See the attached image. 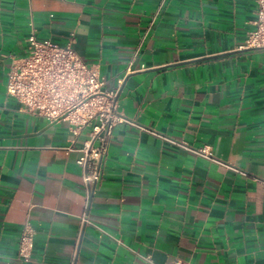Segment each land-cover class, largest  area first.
Returning <instances> with one entry per match:
<instances>
[{
  "label": "crops",
  "instance_id": "crops-1",
  "mask_svg": "<svg viewBox=\"0 0 264 264\" xmlns=\"http://www.w3.org/2000/svg\"><path fill=\"white\" fill-rule=\"evenodd\" d=\"M257 7L0 0V264H264V47H244ZM33 30L73 42L134 122L113 129L91 224L78 164L91 128L75 135L6 91Z\"/></svg>",
  "mask_w": 264,
  "mask_h": 264
},
{
  "label": "built area",
  "instance_id": "built-area-1",
  "mask_svg": "<svg viewBox=\"0 0 264 264\" xmlns=\"http://www.w3.org/2000/svg\"><path fill=\"white\" fill-rule=\"evenodd\" d=\"M256 2L255 28L249 32L244 47H264V0ZM28 43V54L13 60L6 91L28 113L43 116L50 122L68 120L75 135L87 127L91 128L90 138L80 148L82 155L78 160L83 170L86 195L82 223L91 224L87 213L90 197L102 182L113 129L119 122H134L122 116L118 110V92L105 90V81L98 69L83 60L73 42L60 44L51 39L40 40L33 30ZM178 144L211 158V153L205 148L196 150L187 144ZM69 149L72 150L73 146ZM34 235L35 230L27 223L20 238L21 258L32 255ZM173 264L189 263L177 260Z\"/></svg>",
  "mask_w": 264,
  "mask_h": 264
}]
</instances>
